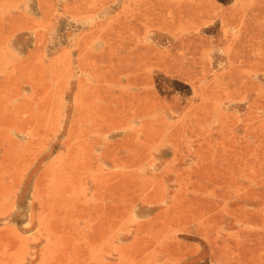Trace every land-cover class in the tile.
<instances>
[{
    "label": "rangeland",
    "instance_id": "rangeland-1",
    "mask_svg": "<svg viewBox=\"0 0 264 264\" xmlns=\"http://www.w3.org/2000/svg\"><path fill=\"white\" fill-rule=\"evenodd\" d=\"M0 264H264V0H0Z\"/></svg>",
    "mask_w": 264,
    "mask_h": 264
}]
</instances>
